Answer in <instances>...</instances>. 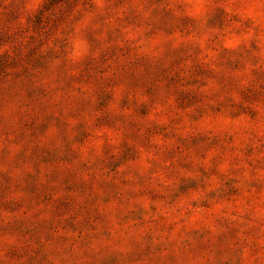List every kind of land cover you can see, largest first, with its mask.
<instances>
[{
	"label": "rangeland",
	"instance_id": "rangeland-1",
	"mask_svg": "<svg viewBox=\"0 0 264 264\" xmlns=\"http://www.w3.org/2000/svg\"><path fill=\"white\" fill-rule=\"evenodd\" d=\"M0 264H264V0H0Z\"/></svg>",
	"mask_w": 264,
	"mask_h": 264
}]
</instances>
